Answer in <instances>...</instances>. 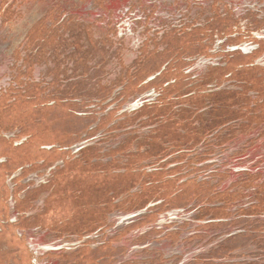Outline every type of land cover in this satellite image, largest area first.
<instances>
[{"label": "rangeland", "instance_id": "rangeland-1", "mask_svg": "<svg viewBox=\"0 0 264 264\" xmlns=\"http://www.w3.org/2000/svg\"><path fill=\"white\" fill-rule=\"evenodd\" d=\"M167 62V70L150 82ZM166 88L168 105L179 96L181 104L141 109L162 100ZM107 94L103 106L119 101L103 115L125 104L100 122L94 115L100 108L88 105ZM203 103L215 106L200 119L210 129L218 118L236 122L176 154L200 137L202 129L186 126H201L192 119L203 111L189 112ZM118 116L124 117L119 124L128 122L105 130ZM157 119L164 125L154 131ZM6 127L35 139L13 147L3 137L10 140L20 130ZM79 133L82 140L93 137L86 146L96 145L98 156L89 153L85 160L77 143L63 174L94 167L101 173L68 178L65 185L86 189L78 201L56 189L33 197L37 209L28 216L47 206L39 222L50 225L45 234L12 226L14 197L24 196L29 184H45L50 170L18 171V179L4 180L0 169V264H264V0H0V155L16 166L37 159L54 163L67 154L42 152V141H67ZM165 147L172 152L165 160L149 157ZM199 157L206 161L188 167ZM99 179V186L112 187L106 195L92 193ZM180 182L182 194L171 197V207L163 205ZM213 187L231 192L214 197ZM144 195L151 202L131 205ZM105 197H116L113 205L122 202L124 208L110 212ZM80 205L89 212L81 210L77 221L93 220L85 225L90 229L101 224L81 238L71 219Z\"/></svg>", "mask_w": 264, "mask_h": 264}, {"label": "trees", "instance_id": "trees-1", "mask_svg": "<svg viewBox=\"0 0 264 264\" xmlns=\"http://www.w3.org/2000/svg\"><path fill=\"white\" fill-rule=\"evenodd\" d=\"M170 65V64H169ZM167 67H169V66H167ZM230 73H227V74H225L224 75V77H227L228 75H229ZM230 78V77H229ZM175 81H176V79H175ZM140 82V81H139ZM169 88H166L164 91H163V95H164V97L162 98V105H164V107L162 108V110H164V109H167V108H169V109H174V107L173 106H176V105H178V104H181V103H179V101H181L182 100V96L180 97H178V98H175V100H171V102H173V103H171V104H169L168 105V103H169V98H167L166 97V93L167 92H169V90H168ZM140 90H141V88H140ZM126 94H127V92H126V90L125 89H123V94H121V96H123V98H126ZM199 94V93H198ZM209 96V95H208ZM109 99V97H108V94L107 95H103V97L102 98H100V100H101V102H105L106 100H108ZM192 99H194V98H192ZM213 106L214 105H212L211 103L209 104V105H207L206 103H203V104H198V105H195L194 106V108L196 109V110H193V109H191V112H189L191 115H195L197 112H199V111H203V112H201L200 114H198L197 116H196V118H194V119H192V122L194 121V120H198V121H200V119H202L201 117L203 116V114L204 115H206V114H208L210 111H211V109H213ZM222 106V105H221ZM207 107H210V110H209V108H208V111H205V109L207 108ZM215 107V106H214ZM121 108V104L119 105V107H118V109H120ZM156 108V107H155ZM214 111V110H213ZM188 113V112H185L184 111V109H181V113ZM162 115H164V116H166V113H164V112H162ZM254 115V114H253ZM219 117H221V116H219ZM231 118V117H230ZM230 118H218L217 119V121H216V123L213 125V123L214 122H212L211 121V124L213 125V127H212V129H210V126L208 125V120H206L205 122H206V124L204 125V121H200L201 123H200V127H192V125H191V123L189 124V125H187L186 126V128H192L193 129V131H196L197 129H202L200 132V137L198 136V135H196V137H195V143L194 144H192L191 146L190 145H181V147H179L178 149V151L177 152H175L176 154H178V153H180V152H182L183 150H186V151H192V150H194L198 145H200L201 143H203L204 141L206 142L207 141V138L210 136V135H212L213 134V132L215 131H218V130H220V129H222L223 127H227V128H231V123L232 122H236V120L237 119H230ZM181 120H184L183 118L181 119ZM149 122H151L150 124H152V125H154V123H155V121H152V120H150ZM157 123H159V125L154 129V131H156V130H158L159 128H162V126L164 125V122L162 121V120H160V119H157V121H156ZM125 124V122H123V123H120L118 126L119 127H121L122 125H124ZM166 125V124H165ZM118 126H116L115 127V129L118 127ZM197 128V129H196ZM227 128H225V129H227ZM207 129H210L208 132L207 131H205V130H207ZM222 130H224V129H222ZM85 131H87V127L84 129V131H82L81 133H84ZM202 131H204V132H202ZM25 133V132H24ZM23 133V134H24ZM81 133H79V134H77L78 135V137L76 136V138H74V139H72L71 138V140H68L67 139V141H61V142H46V140H43L42 141V143H44V144H41L38 148H41V146L42 145H47V144H51V145H59V146H62V147H68V146H71L72 147V145L73 144H75V143H77L78 141H80L81 140V138H82V136H81ZM25 134H27V133H25ZM166 135H168L169 136V133H166ZM222 136V134H221V132L218 134V136L217 137H221ZM166 137V136H165ZM166 138H168V137H166ZM34 137H32V140H30V142H32V141H34ZM29 142V143H30ZM222 142H224V141H221V144L220 145H223V144H225V143H222ZM161 143H162V141H161ZM207 143V142H206ZM162 146H163V143H162ZM188 146H190V147H188ZM183 147H188V148H186V149H184ZM120 149V148H119ZM167 149V150H166ZM163 150V151H162ZM56 151H58V149H54V150H51V151H49V153H55ZM89 153H93L92 154V156H98L97 154H98V149L96 148V147H90V148H87L86 150H84L83 152H82V157L84 158H86L87 156V154H89ZM170 153V154H169ZM174 153V154H175ZM172 155V152H170L169 151V149L167 148V147H165V148H161V149H159L158 150V153H155V154H153L152 156L151 155H149V157H159V156H161V160H164V159H166L167 157H169V156H171ZM148 157V158H149ZM160 159H158V160H160ZM199 162H197V163H193V164H189V166L188 167H191V165H199V164H202L203 162H205L206 161V159H202V158H200L199 157ZM12 161V158L10 159V161H7L5 164H3V166H1L0 165V168L2 169V170H4V174H5V178H4V180L5 179H7V177L8 176H10L14 171H16L17 169H19V167H22V166H25L26 164H30V163H34V161H27V162H24V163H22V164H19V166H16V165H13V163L11 162ZM77 163H81V160H79V162H77ZM48 164V166L49 165H51L52 164V162H48L47 163ZM71 163H69V162H66V164H65V168H63V169H58V171L55 173V176L53 177V179L49 182V188L50 187H52L53 185H56V187H55V189H56V191L55 192H57L58 193V191H60V192H62V195L64 196V197H72V199H73V201H78L79 199H80V197L82 196V194H83V192L82 191H84V190H86V189H82V190H78L79 188H77V189H74L75 187L73 186V185H65L68 181H72V180H69V179H72V178H74L75 176H77V175H82V174H90V173H94L95 172V168L96 167H94V170L92 171V172H90L88 169H86V170H83V169H80L79 171H74V173H73V176L72 175H70V174H67V175H65V174H63V173H65L64 171H66V169H67V167L70 165ZM46 165V164H45ZM68 165V166H67ZM193 167H196V166H193ZM144 169V167L141 169V171ZM61 173V174H60ZM99 173H101V172H99ZM61 175L60 176V178H59V180H58V176L57 175ZM155 174V173H154ZM64 175V176H63ZM62 176H63V178H62ZM191 176V174L190 173H188L187 174V176H186V178H189ZM69 178V179H68ZM105 180V179H104ZM189 180H191V179H189ZM189 180H186L185 182H187V181H189ZM101 180L99 179V180H97L95 183H94V185H93V189H92V193H94V195L95 196H97V194L96 193H99V192H102V193H104V195H106L105 194V192H106V190L108 189V187H110V188H112L111 186H109L108 185V183H105V184H103V185H100L99 186V182H100ZM192 181H197L196 180V178L195 179H193ZM75 183H79V181H74ZM185 182H183V183H179L177 186H175L174 187V189H173V192L169 195V196H165L166 197V201H165V203L163 204V205H165V206H167V205H169L168 207H171L172 205V203H171V197L173 198V197H176V196H180V194H182V191H183V184L185 183ZM190 182V181H189ZM205 182V181H204ZM77 183V185H81V183H79L78 184ZM100 184H102V183H100ZM154 184H158V182H154L153 184H152V186L154 185ZM151 186V185H150ZM47 187V188H48ZM142 187H146V184L145 185H143ZM215 188L216 187H213V194H212V196H223V198L225 197V196H228L229 194H230V192L231 191H229V190H226V191H224V192H222V191H215ZM72 189V191H71V193H70V190ZM215 191V192H214ZM67 192L68 193H70V194H67ZM110 192L111 191H107V196H109V194H110ZM121 193H123V192H120L119 194H121ZM143 195V194H142ZM32 196H33V191H30L29 193H28V195H27V197H26V200H31V198H32ZM149 195H144V196H142L140 199H139V201H135V202H131V205L132 206H134V207H141L142 206V202H144L145 201V203L146 202H151V197H148ZM152 196V195H151ZM153 196H156V197H160L161 195H153ZM15 197H16V199H17V202H18V209L20 210V212H24V211H26L27 209H30V208H32L33 207V204L32 205H28L29 207H27L26 205H23V202H22V204H21V200H20V198L19 197H17V195L15 194ZM62 199V198H61ZM106 199H109V201H110V204H112V208H113V210H110L109 209V211L110 212H113L115 209H121V208H124V206H122L121 204H122V202L120 203H116L115 205H113V202H114V199H116V197H114L113 198V200L111 199V197H105V199L104 200H106ZM221 198H219V200H220ZM63 200V199H62ZM117 200V199H116ZM220 202H223L224 203V205H223V207H225V206H227L228 204H229V202H228V200H224V201H220ZM100 203H98L97 205H99ZM206 204H211L209 201H206ZM79 205V204H78ZM121 205V206H120ZM199 205H201V204H199ZM84 207H86V205H80V207H78V208H74L73 210H72V217H71V219H73V222L75 223V224H77L78 225V227H79V229H80V231H77L75 234H77V236H79V238L80 237H82L83 236V234H85L86 232H88V230H92V229H97V227L98 226H100L101 224H97L95 227H93V228H87V227H85V225L86 226H89V224H90V222L91 221H93V220H88V218H82V217H80V219H79V221H77L76 219L78 218V216H81L82 215V213H81V210H82V212L83 213H88L89 211H85L84 212ZM132 207H130V209H131ZM197 209H199V207L197 208ZM221 209V208H220ZM106 211L108 210V208H106L105 209ZM213 210H219V209H213ZM46 211H47V206H45V208H44V210L42 211V213L41 214H39V215H37V216H35V218L33 217V218H29V219H23V222H22V226L24 227V228H31V227H39V228H41V229H50L51 227H50V225H48V226H46V225H44V224H41V223H39L40 222V218H43V217H45L46 216ZM252 211V214H251V216H253V214H255L256 213V211H254V210H251ZM79 212V213H78ZM241 212H244V210L243 211H241ZM42 215V216H41ZM93 215V214H92ZM244 215H246V213L245 214H243V216ZM59 225H61V224H59ZM103 225V224H102ZM12 226H14V225H12ZM20 243V242H22V240L21 239H15V243Z\"/></svg>", "mask_w": 264, "mask_h": 264}, {"label": "flooded vegetation", "instance_id": "flooded-vegetation-1", "mask_svg": "<svg viewBox=\"0 0 264 264\" xmlns=\"http://www.w3.org/2000/svg\"><path fill=\"white\" fill-rule=\"evenodd\" d=\"M167 66H170L169 64H168V62L164 65V66H162L163 68H162V70L161 71H159V72H157L156 74V76H154V78H153V80H151L150 82H152V81H154V80H156L159 76H161L162 75V72H165L166 70H167ZM229 76V75H228ZM230 77V76H229ZM169 85V84H168ZM167 85V86H168ZM165 89H163L162 90V95H161V98H163L164 97V95H163V91H164ZM109 100V99H108ZM108 100H106V101H108ZM121 100V99H120ZM99 101V102H98ZM105 101V102H106ZM117 101H119V98H116L112 103H110L108 106H103V104L105 103V102H101V100L100 99H97L96 98V100H95V102L93 101L91 104H89L88 106H92V107H94V108H100V110L99 111H94V115H96V117L98 118V117H100V119L101 118H103L100 122H103L105 119H107L111 114H115V112L117 111L118 112V110H120L122 107H123V103L125 102V100L124 101H122V102H119V104H118V106H117V109H113V111H110V112H108V114L107 115H103V114H105V112H106V110L110 107V106H113V104H116V102ZM121 104V108L120 109H118V107H119V105ZM125 104V103H124ZM154 107H160L161 109H162V100L160 99L156 104H150V106L149 105H144L141 109H144L145 108V110L147 109V108H154ZM144 110V111H145ZM115 111V112H114ZM90 113H92V112H90ZM93 114V113H92ZM100 115H103V116H100ZM77 116L79 117H85V116H91V114H89V113H78L77 114ZM129 115L128 114H126L125 115V117L126 118H128L129 119V117H128ZM121 118H124L123 116H118L117 118H114L111 122H109L107 125H106V128L107 129H105V130H109V131H112V130H119V129H121L122 127H119L118 125H119V122H122V121H120V119ZM113 121H115V124H113L112 125V123H113ZM126 119H125V123H126ZM128 122V121H127ZM93 123H95V122H93ZM93 123H91V125L90 126H88L87 127V131H85L84 133H83V135L85 134V136L86 135H88L89 133H90V131L92 130L91 128H92V124ZM113 127V128H111V126ZM101 126V125H100ZM100 126L99 125H97V127H98V129H99V131L100 130H102V128H100ZM108 126V127H107ZM116 126H118L116 129H115V127ZM19 127H6V129L5 130H8V129H10L11 131H13V130H15V129H18ZM4 129V128H3ZM19 133L18 134H16L14 137H12L10 140L9 139H5L6 137H3V139L4 140H6V141H8V142H10L11 144H12V146L14 147V146H16V148L18 147L19 148V146H23L22 144H24V143H29L30 142V140H32V138L30 137L29 138V136L27 135V134H25L24 132L25 131H23V129H21V128H19ZM11 131H9V132H4V131H2V134L4 135H7L8 133H10ZM24 133V134H23ZM82 136V135H81ZM1 137V136H0ZM17 137L20 139V140H18L17 139ZM33 137V136H32ZM84 138V136H82V138H81V140ZM93 137H89V138H86L85 140H80V141H78L77 143H78V145L81 143V146L80 147H78L79 149L78 150H80L79 151V153L82 155V152L84 151V150H86L87 148H90V147H96V145H94V146H86V145H88L89 144V142H87V140H90V142L92 141L91 139H92ZM15 139H17V140H15ZM23 139L25 140V141H23ZM22 140V141H21ZM17 141V142H16ZM8 142H5L7 145H9L8 144ZM33 142V141H32ZM16 143V144H15ZM31 143V142H30ZM77 143H75V144H73L72 145V147L71 146H68V147H62V146H59L58 144L57 145H51V144H47V145H42L41 146V148L40 149H42L43 151L42 152H46V153H49V151H51V150H54V149H58V152H59V150L63 153V154H67L66 156H63V157H61L58 161H56V162H54V163H52L51 165H49L48 166V160L46 159H37V160H35L34 161V163L32 164V163H30V164H26L25 166H22V167H19V169H17L14 173H12L10 176H8L7 177V179L9 178H12V177H14V175L19 171H21L22 173L23 172H26V171H31V170H34L35 169V171L38 169V168H41V169H48V170H50V177H49V179L46 181V183L45 184H41L39 187H34V184H29V185H27V187H26V190H24V196H22L21 195V192L20 193H16V195H17V197H19L20 198V200H24V199H26V197H27V195H28V193L30 192V191H33V196H32V198H31V203H29V204H27V205H32L33 204V207L32 208H30V209H28L29 211L27 212V211H24V212H20V210L18 209V202H17V199H16V197H14L15 198V200H14V209H15V217H17V221L15 222V223H13L14 224V226L19 230V231H21L22 233H25V231H27V230H32V231H37V230H40L41 228H39V227H31V228H24L23 226H22V222H23V219H29V218H35V216H37V215H39V214H41L42 213V211L41 212H38V213H35V215L33 214V215H30V216H28V214H30L31 212H35L36 211V209H37V205H36V202H34V200H33V197L35 198V195L36 194H40V193H43L44 191H54L55 190V187H56V185H53L52 187H48L49 186V182L53 179V177L55 176V173L58 171V169H61V167L58 165V163L59 162H62L64 165L66 164V162H69L70 163V159H68L69 157H71V153H72V149H73V147L74 146H76V144ZM84 143V144H83ZM15 144V145H14ZM97 148V147H96ZM57 152V151H56ZM67 152H69V153H67ZM82 157V156H81ZM2 158H4V162L2 163V165L1 166H3V164H5L7 161H10V157L9 156H7V157H4V156H2V155H0V159H2ZM85 160H86V158H84ZM165 160V159H164ZM56 163V164H55ZM46 164V165H45ZM68 166V165H67ZM43 167V168H42ZM31 168V169H30ZM64 168H65V166H64ZM1 169V168H0ZM144 169L146 170V168L144 167ZM72 172V171H71ZM95 172H101L100 170H95ZM94 172V173H95ZM73 173H74V171H73ZM61 174V173H60ZM60 174L59 175H57L58 176V180H59V178H60ZM19 177H14V178H12V180H14V179H18ZM17 181H19V180H17ZM19 185H20V183H18V182H16L15 183V185H14V190H15V188H16V190H15V192L17 191V188L19 187ZM48 187V188H47ZM13 191V190H12ZM1 193V192H0ZM40 198H41V194H40ZM42 200L44 201V200H46V197H43L42 198ZM46 206V205H45ZM45 208V207H44ZM144 208H146V207H144ZM31 211V212H30ZM1 224V223H0ZM3 228H4V226H2ZM23 227V228H22ZM51 229H41L40 231H43V233L45 232V231H50ZM45 234V233H44ZM22 236H23V234L21 235V238H22ZM17 237V236H16ZM81 238V237H80ZM18 239V238H17ZM20 239V238H19ZM22 240V239H21Z\"/></svg>", "mask_w": 264, "mask_h": 264}]
</instances>
